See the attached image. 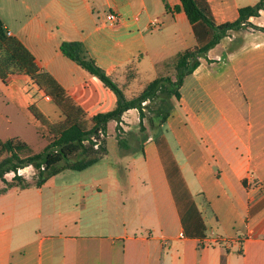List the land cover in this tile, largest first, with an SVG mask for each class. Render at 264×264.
<instances>
[{
    "label": "crops",
    "instance_id": "0c3cea01",
    "mask_svg": "<svg viewBox=\"0 0 264 264\" xmlns=\"http://www.w3.org/2000/svg\"><path fill=\"white\" fill-rule=\"evenodd\" d=\"M256 1L195 0L216 24L234 21L240 7ZM178 4L0 0V20L32 53L40 70L47 71L90 118L97 110L113 109L117 99L95 75L63 55L60 44L80 42L121 87L129 73L127 63L138 54L145 53L154 73L166 74L163 60L206 44L213 34L203 21L190 23L183 11L171 10ZM111 9L119 15L114 26L105 22ZM150 22L156 23L155 33ZM260 27L264 8L200 57L199 65L184 77L169 116L155 126L157 132L149 135L152 128L146 127L141 154L134 156L142 160L141 190L125 194L123 156L113 166L102 167L105 174L90 186L78 181L61 184L59 199L44 191V184L0 194V264H264ZM7 90L21 106H37L51 122L64 119L61 109L27 75L0 80V92ZM131 110L137 109L125 111L120 124ZM64 194L73 199H62ZM71 206L87 213L88 219H70ZM211 231L219 241L201 244Z\"/></svg>",
    "mask_w": 264,
    "mask_h": 264
},
{
    "label": "trees",
    "instance_id": "16d2710c",
    "mask_svg": "<svg viewBox=\"0 0 264 264\" xmlns=\"http://www.w3.org/2000/svg\"><path fill=\"white\" fill-rule=\"evenodd\" d=\"M168 9V7H166ZM264 8V0H258L253 5L238 9V17L234 21L216 24L199 8L195 0H179V4L171 10L183 11L190 23L198 20L209 26L213 34L210 40L197 48L185 49L161 63L165 69L173 66L175 79L171 74L156 76L133 98L125 99L112 77L91 58L83 45L77 41H64L59 48L63 55L95 75L105 87L118 94L116 105L106 112H98L86 116L84 110L73 102L64 88L47 72L40 70L32 53L15 38L6 34V29L0 20V80L6 83L13 74H25L37 85L46 96H49L61 109L64 119L51 122L35 105L28 107L29 112L37 119L44 129L51 135V140L40 152L32 148L19 138L0 141V194L11 188L26 189L40 187L46 180L63 170H84L98 162L105 154V131L110 120L120 121L122 114L136 108L139 115L143 114V102L158 101L156 118L152 126L162 124L169 116L174 100L180 98V87L186 75L190 74L200 63V57H206L210 47L217 44L230 29H236L247 24L250 16L258 15ZM264 30V27H260ZM167 106L165 107V105ZM146 127L142 126V133ZM101 130L102 138L91 140V136L98 135ZM119 144H125L121 137ZM97 144V146H95ZM32 166L35 169L32 177H25L17 173L19 168ZM14 172L10 179L5 178L8 172Z\"/></svg>",
    "mask_w": 264,
    "mask_h": 264
},
{
    "label": "rangeland",
    "instance_id": "374dc122",
    "mask_svg": "<svg viewBox=\"0 0 264 264\" xmlns=\"http://www.w3.org/2000/svg\"><path fill=\"white\" fill-rule=\"evenodd\" d=\"M155 27L152 28V33L157 31L155 30ZM144 54H138L133 60L127 63L126 66H128L129 73H125V83L122 87L116 83L125 99H128L130 95H135L134 93L138 95L137 93L144 88L148 78H151L152 80L156 75L158 76L164 73L163 70V73L159 74L150 70L147 63V57ZM167 59L168 58L162 62ZM123 69L125 70V65L123 66ZM166 70V74H171L172 78L175 79L174 67L170 66L169 69ZM105 91L114 94L116 99L118 98V94L114 93V90L107 88ZM143 106L144 116L142 117L139 115L138 110H131L125 114V123L124 121L121 124L119 122L115 124L113 121L107 123L105 131L106 156L99 160V165L93 164L86 169L84 168V170H63L46 180L43 185L45 186L44 191L49 189L48 194L50 196L53 195L55 199H59V186L61 184L78 181L84 182V184L86 182L89 184L88 186H90L92 182H95L94 179L96 177L105 174L104 171L100 172L102 167L106 165L113 166V163L118 159L123 158V156L125 157V194L126 192L134 193L136 190H141L142 187H144L142 181L145 179H143L138 166L141 165L140 161L142 160L138 158V160H136L134 156H139V154H141L142 141L147 138V136L142 133L141 127H150L153 124L152 121H156L154 119L156 118L155 114L157 112L158 101L146 100L143 102ZM166 106L167 104L165 107ZM110 110L101 109L95 112H106ZM156 132L157 127L154 126L148 134L153 135ZM14 137L25 141L34 152H40L46 146L47 141L51 140V135L44 129L41 123L33 117L26 107L21 106L20 103L17 102L16 97L11 95L10 91L7 90L5 93L1 91L0 141H6L7 139ZM119 137L124 139V145L119 144ZM123 148L125 149V154L122 155L121 152L123 151ZM29 167L30 168L27 170L21 171L22 175L27 178L32 177L35 172V169L31 165ZM151 172L153 176V171ZM12 176V172L5 174L6 179H10ZM61 198L66 199L67 201V199H73V196L71 194H64ZM71 209L70 219L79 218L82 221L88 219L89 215L84 211L80 213L78 210H73L72 206Z\"/></svg>",
    "mask_w": 264,
    "mask_h": 264
},
{
    "label": "built area",
    "instance_id": "2783aa9c",
    "mask_svg": "<svg viewBox=\"0 0 264 264\" xmlns=\"http://www.w3.org/2000/svg\"><path fill=\"white\" fill-rule=\"evenodd\" d=\"M105 22H107V24L110 25V26H114L115 24H117V23L119 22V15H118L116 12L112 11V9H111V10H109V11L106 13V21H105ZM155 25H156L155 22H150V24H149V26H150L151 28L154 27ZM242 25H244V23H243ZM6 34H7L8 36H10V35H11V32H10V31H6ZM97 134H98V135H93V136H91V140H93V141H97V140H96L97 137L102 138V137L104 136V134H103V132H102L101 130H99ZM95 146H97V144H96ZM21 171H22V168H19V169L17 170V173L22 175V172H21ZM11 172H12V171H11ZM12 174L14 175V172H12ZM220 238H221V237H219L218 235H215V234L211 231V235L206 236V237H203L200 241H201V244H204V245H205V244H208V241H209V240H212V241H214V242H218Z\"/></svg>",
    "mask_w": 264,
    "mask_h": 264
}]
</instances>
